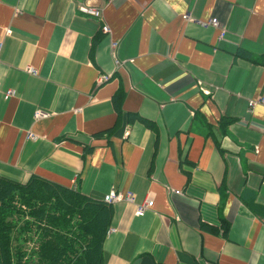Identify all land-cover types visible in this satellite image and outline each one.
I'll list each match as a JSON object with an SVG mask.
<instances>
[{
	"label": "crops",
	"instance_id": "0c3cea01",
	"mask_svg": "<svg viewBox=\"0 0 264 264\" xmlns=\"http://www.w3.org/2000/svg\"><path fill=\"white\" fill-rule=\"evenodd\" d=\"M0 43V175L134 195L103 264H264V0H0Z\"/></svg>",
	"mask_w": 264,
	"mask_h": 264
},
{
	"label": "trees",
	"instance_id": "16d2710c",
	"mask_svg": "<svg viewBox=\"0 0 264 264\" xmlns=\"http://www.w3.org/2000/svg\"><path fill=\"white\" fill-rule=\"evenodd\" d=\"M111 213V205L77 188L0 175V264H103ZM28 233L36 234L31 248L23 243Z\"/></svg>",
	"mask_w": 264,
	"mask_h": 264
},
{
	"label": "built area",
	"instance_id": "2783aa9c",
	"mask_svg": "<svg viewBox=\"0 0 264 264\" xmlns=\"http://www.w3.org/2000/svg\"><path fill=\"white\" fill-rule=\"evenodd\" d=\"M85 12H87L88 14L91 15H98V10L95 8H89L86 9ZM184 19L188 20L191 19L190 16H188V14H184L182 16ZM217 19L216 18H211L208 22H199V24H201L202 26H206L208 24L213 25L214 27L218 26L217 23ZM101 29L103 32H109V28L106 25H102ZM111 46L115 47L116 43L115 42H111ZM0 47H1V43H0ZM114 62H115V66H119L122 62L117 60L116 57L114 58ZM110 78V74H100L98 75V77L96 78V85H99L105 81H107ZM14 94V91L11 89H6V91L4 92V98L7 100V98L11 95ZM255 104H263L264 105V98L260 97L254 100H249L248 101V105L249 107L255 105ZM43 115L40 111H35L34 116L35 117H39ZM28 137H35L34 134L28 133L27 135ZM178 192V191H175ZM127 201V202H133L134 201V195L132 192H128L126 194H122L120 192H115V190H111L110 192H108L107 194H105L102 198V201L107 203V204H112L114 202H118V201ZM153 201L151 198H146L143 202L139 203V204H135V209H134V213L139 215L141 214L145 209L149 208L152 205ZM114 231V228H107L105 235H107L108 233Z\"/></svg>",
	"mask_w": 264,
	"mask_h": 264
},
{
	"label": "rangeland",
	"instance_id": "374dc122",
	"mask_svg": "<svg viewBox=\"0 0 264 264\" xmlns=\"http://www.w3.org/2000/svg\"><path fill=\"white\" fill-rule=\"evenodd\" d=\"M24 218L26 219V218H29V217L28 216H25ZM27 237H28V239L26 240V242H23V243H25L28 248H31V247H33L35 245V242H36V234L35 233H30V234L28 233V236ZM19 240L21 242L22 241V237H19Z\"/></svg>",
	"mask_w": 264,
	"mask_h": 264
}]
</instances>
